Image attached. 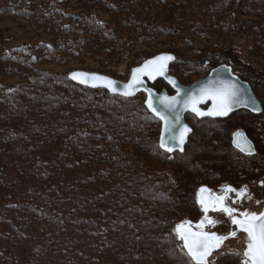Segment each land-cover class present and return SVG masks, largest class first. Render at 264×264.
Here are the masks:
<instances>
[{"label": "trees", "instance_id": "16d2710c", "mask_svg": "<svg viewBox=\"0 0 264 264\" xmlns=\"http://www.w3.org/2000/svg\"><path fill=\"white\" fill-rule=\"evenodd\" d=\"M7 20L47 41L6 48L0 34V264H191L174 225L198 218L200 186L264 195V0H0V25ZM159 52L174 54L169 71L184 84L230 65L262 111L186 113L192 132L171 156L143 93L67 76L126 80ZM152 86L170 92L162 80ZM238 127L254 154L232 146ZM241 259L217 250L208 264Z\"/></svg>", "mask_w": 264, "mask_h": 264}, {"label": "snow or ice", "instance_id": "6c2138e0", "mask_svg": "<svg viewBox=\"0 0 264 264\" xmlns=\"http://www.w3.org/2000/svg\"><path fill=\"white\" fill-rule=\"evenodd\" d=\"M174 57L167 54H161L154 57L151 60L145 61V63L138 68L132 70L131 79L128 84L124 85L123 90L120 91L121 95L131 96L135 86L143 83L140 79L141 76H147L149 79H154L156 75H164L167 70V64L169 61L173 60ZM71 78L74 80H79L80 83L101 82L105 87H107L112 92H117L118 89L115 82L104 76H99L95 74H88L83 72H74L71 74ZM169 82L175 85V81L169 79ZM180 89L177 88V94H179ZM151 92L149 91V100L147 101L149 109H151L154 114L159 116L161 120L164 121L165 128L164 132L168 133L167 140L165 139L164 133L161 134V140L159 148L164 149L165 152H173L176 148L183 151V145L188 133L191 131L186 125L180 126L178 132L175 131L176 125L180 123L179 115L175 117V123L170 124L167 117L162 115L157 109L154 108ZM243 91L234 83H223L219 87L204 88L200 90V95L198 97H189L184 101L185 107H189L192 112L197 116H227L232 110L234 104L245 103L246 105L254 101L242 100ZM205 99L212 100V107L208 109L207 112L201 111L197 104L202 103ZM176 103V97H172L169 101V107L171 108ZM234 144L236 147L240 148L241 151L251 152V144L243 138V134L240 132L235 133ZM169 141L174 143L169 144ZM243 141V142H242ZM172 159V157H168ZM206 188H201L200 193L206 192ZM225 192L236 191L231 187H226ZM245 189L239 190V195L243 196L245 194ZM226 197L218 196L215 197L211 203L202 195L198 194V203H200L202 210L207 213L209 207L212 210H219L224 212L231 219V223L236 226V230L230 233V236L235 237L237 231L246 234V247L242 254V259L240 264H264V212H249L247 210L239 212L237 216L235 213L237 209L232 207H227L223 204ZM205 220L208 224H215V221L208 219L201 220L199 224L196 225L200 231H192L188 226L189 222L185 221L178 224L175 228L176 237L183 242L182 250H185V254L190 258L191 264H208L207 257L211 254L213 249L219 248L225 239L228 237L218 236L216 233H209L203 231Z\"/></svg>", "mask_w": 264, "mask_h": 264}, {"label": "water", "instance_id": "95a60500", "mask_svg": "<svg viewBox=\"0 0 264 264\" xmlns=\"http://www.w3.org/2000/svg\"><path fill=\"white\" fill-rule=\"evenodd\" d=\"M161 54L171 55L175 59L174 54L170 53V52H159V53H156V54H154V55H152L150 57L145 58L139 64L133 66L131 68L130 73H129V75H128L126 80L116 79V78H114L112 76L100 73L98 71H87V70H83V69H72V70H70L68 72L67 76L72 82H74L76 84L84 85V86H88V87H92V88H104L109 93L116 94V95H121L120 91L123 90L124 85L128 84L130 79H131L132 70L135 69V68L141 67L145 63V61L151 60L154 57L159 56ZM174 59L168 62L167 70L164 73V75H156L154 79H149L147 76H141L140 79L143 81V83L138 84V85L135 86V89L133 90V94L131 96H125V97H132V96L136 95L137 93H143L144 94V101H143L144 107L146 108V110L151 115H153L160 122L159 135H158V146L160 144L161 134L164 133L165 139L167 140L168 133L164 132V128H165L164 121L161 120L159 118V116L154 114V112L151 109H149V107H148L147 101L149 100V91L152 94L151 95V99H152V103H153L154 108L157 109L162 115L167 117V119L169 120L170 124L175 123V117H176L177 114L179 115L180 123L178 125H176L175 131L178 132L179 127L183 126V125H186L188 128L191 129V131L188 133V135H187V137L185 139V143L183 145V148H184V146H185V144H186V142L188 140L189 135L192 132L191 126L189 125V123L185 119V114L186 113H190V114L194 115L197 118L223 119V118L228 117L233 112H235L237 110H240V109L246 110V111H248V112H250L252 114H256V115L259 114L262 111V104H261L260 100L257 98V96L255 95V93L253 92L250 84L247 81L241 79L236 73H234L232 71V67L230 65L219 64V65L211 68L207 72V74L204 75L203 77L194 79L188 84H184V83L180 82L179 79L175 75L171 74L170 71H169V65H170L171 62L174 61ZM74 72H83V73H88L90 75L91 74H95V75L107 77L108 79H110V80L115 82V85H116L118 91L117 92H112L107 87H105L101 82H98V81L95 82V86H93V82H91V81L89 83H80L79 80H74V79L71 78V74L74 73ZM169 79L174 80L175 81V85L170 83ZM157 80H162L169 87L170 92L167 90V88H164V87L161 88L160 90H157L156 88H154L152 86V84L155 81H157ZM228 82L234 83L240 89H242V91H243L242 100L254 101L255 103L252 104L251 102H249L247 105L245 103L234 104L233 107H232V110L228 113L227 116H215V117H213V116H202V117L201 116H197L194 112H192L190 110L189 107H185L184 101L187 98H189V97H193V96L198 97L200 95V90L201 89L211 88V87H219L223 83H228ZM177 88L180 89L179 94H177ZM121 96H124V95H121ZM172 97H176V103L170 108L169 107V101H170V99ZM212 103L213 102H212L211 99H205L202 103L197 104V107L201 111L207 112L208 109L212 107ZM237 132L242 133L243 134V138L246 139L251 144L252 151L250 153L247 152V151H241L240 148L235 146L234 139H237V137H235V133H237ZM172 143H174V142L169 141V144H172ZM231 144H232V146L234 148H236L238 151H240L243 154L251 155V154H253L255 152V149H254L252 141L246 136L245 132L242 129H237V130H235L232 133ZM161 150L164 151V149H161ZM177 151L180 152L179 148H176L173 152H167V153H169L172 156V154L174 152H177ZM226 187H231V186H224V187H222V189H225ZM201 188H206L207 191L201 194L200 193V189ZM226 193H228V192L224 191V193H222V194H217L216 192H211V189L209 187L205 186V185L200 186L198 188V190H197L196 201H197V204L199 205L200 210L202 212L201 217L197 221H191L190 219H187V218L186 219H182V220H180V221L175 223L174 230H175V228H176V226L178 224H181V223H183L185 221H188L189 222L188 226L191 228L192 231H200L201 229H198L196 227V225L199 224L201 222V220L205 219V216H207L208 219L212 220V218L209 216L210 212H220V211L219 210H215L214 211V210H212L211 207H209V211L207 213H205L202 210V207H201L200 203H198V194L204 196L209 201V203H211V201L215 197L225 196ZM245 193H246V191H245ZM238 198H241V196L239 195ZM223 204L225 206H227L224 203V201H223ZM227 207H229V206H227ZM259 212H264V206L261 208V210ZM259 212H256V213H259ZM208 225L209 224L205 220L203 231H206V232H209V233H216L218 236H225V237H228V238L223 241V243L220 245L219 248L213 249L211 254L207 257V261H209V258L211 257L212 253L217 251V250H219L223 246L225 241H227L230 238H237L238 236H241L243 238V240H244V249H245V247H246V243H245L246 234L243 233V232L237 231V234H236L235 237L230 236V233L232 231L236 230V226L233 225L232 223H230V227H229L228 232L223 233V234L217 233L215 231L206 230V227ZM181 244H183L182 241H181ZM244 249H243V251H244ZM243 251H242V254H243Z\"/></svg>", "mask_w": 264, "mask_h": 264}, {"label": "flooded vegetation", "instance_id": "af4514ba", "mask_svg": "<svg viewBox=\"0 0 264 264\" xmlns=\"http://www.w3.org/2000/svg\"><path fill=\"white\" fill-rule=\"evenodd\" d=\"M203 76H201V77H203ZM237 129H242V128L241 127L235 128L233 130V132L235 130H237ZM242 130L245 132L244 129H242ZM245 134L252 141V139L247 135L246 132H245ZM231 139H232V134H231ZM252 143H253L254 149L256 151L254 142L252 141ZM259 185H261V182L259 183ZM224 186H231L233 189L236 190V191H233V192L226 193V195L224 196V197H226L225 200H224V203L227 206H229V207H232V208L237 209V212L235 213L237 216L239 215V212H241V211L247 210L249 212H259L261 210L260 209L259 211H255L253 209L254 207L260 205L261 203H264V195L263 196H257V195H255L254 194V191H256L255 188H251L250 185L249 186H242L241 185V186H238V187H235V186H232V185H220V186H218L216 188H210V189H211V192H216L217 194H222V193H224V189H222V187H224ZM240 189H245L246 190V193L243 196H241V198H238V196H239L238 193H239V190ZM263 206H264V204L262 205V207ZM201 215H202V212L200 210V215L198 216V218L196 220H191V221H197L201 217ZM209 216L212 218L213 221H215V224L214 225L209 224L206 227V230H208V231H215V232L221 233V234L226 233V230L222 231L220 227H221V225L225 224V225H227V229H228L230 227V223H231L230 217H228L222 211H220V212H210L209 213ZM240 237L241 236H238L237 238H240Z\"/></svg>", "mask_w": 264, "mask_h": 264}, {"label": "rangeland", "instance_id": "374dc122", "mask_svg": "<svg viewBox=\"0 0 264 264\" xmlns=\"http://www.w3.org/2000/svg\"><path fill=\"white\" fill-rule=\"evenodd\" d=\"M0 34L4 40L6 48H11L13 46H20L23 44L30 45L35 44L38 40L47 41L43 34L40 32H34L29 25L24 20H7L0 25ZM39 34L40 36H38ZM239 42H242L241 40ZM76 66V65H74ZM261 100L264 102V93L261 94ZM264 203L254 207L255 211H259ZM229 229V228H228ZM226 229V232L228 231ZM244 249L243 238H230L219 250H234L242 256V251ZM218 250V251H219ZM214 253V252H213ZM108 264H112L109 262Z\"/></svg>", "mask_w": 264, "mask_h": 264}]
</instances>
